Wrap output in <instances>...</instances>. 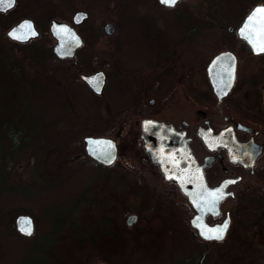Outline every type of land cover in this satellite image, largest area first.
I'll return each mask as SVG.
<instances>
[{"label":"rangeland","instance_id":"obj_1","mask_svg":"<svg viewBox=\"0 0 264 264\" xmlns=\"http://www.w3.org/2000/svg\"><path fill=\"white\" fill-rule=\"evenodd\" d=\"M150 1L17 0L14 8L6 13L0 11V264H88L86 256L91 252L96 260L99 253L113 256L127 252V264H171L167 250L170 228L163 221L168 212L161 205L162 200L170 196L153 193L152 187L162 190L166 183L151 174L155 172L151 166L146 172L141 170L140 157L146 152L139 133L132 131L131 122L117 137L119 143L122 142L119 159L107 172L103 173V167L94 160L80 158L85 143L84 140L80 143L79 139L88 134L101 135L94 131L97 129L110 128L115 135L119 134L120 118H117L119 124L110 122L127 109H134L139 99L132 100L128 95L119 98L122 79L118 76L114 78L116 93H89L74 79L70 82L63 76L58 77L55 63L45 61L40 53V50L45 53L43 47L46 46L33 42L22 45L6 34L10 26L23 17L34 18L39 29L48 30L52 19L63 16L70 21L76 10L85 9L89 17L80 29L86 30L83 32L91 41L86 42V50L77 57L79 60L86 61L87 49L99 54L113 49L118 60L115 64L112 62V68L118 70L128 64L125 47L121 44L125 43L121 40L122 32L128 31L130 39L134 40L135 34L141 31L143 34L161 31L173 36L163 43L172 41L176 76L190 70L193 87L194 82L198 89L205 86L202 82L207 76V61L214 52L227 47L238 52L242 78L264 77V57H249L245 42L236 32L247 13L264 0H179L171 10H162ZM183 17L188 20L181 21ZM108 21L115 23L113 35L104 32ZM193 27V31H186ZM36 48L39 52H33ZM99 56H96V64L104 66L107 52ZM131 85L136 89L135 84ZM182 86L179 85L173 103L158 102L153 107L162 117H178L179 108L200 104L199 94L193 93L198 89H192L186 100L180 97ZM54 92L61 96L57 100L64 102L60 108H48L42 99L51 97ZM66 155L73 156V170L77 171L74 173L78 179L74 178L79 181L67 186L68 189L73 187L75 192H70L69 203L63 206L52 203L54 205L48 209V214L54 217L51 223L40 203L34 205L36 208L24 204H30L25 201L24 191L40 194L48 190L58 196L63 191L60 182H64L71 171L68 165L66 168L62 165ZM142 172L145 179L141 182L137 174ZM19 209L24 212H17ZM130 212L138 213L139 219L138 223L127 226L125 220ZM20 213H30L36 223L35 233L21 245L11 240L14 235H20L11 227ZM248 236L246 242H238L239 250L229 247L223 264H232L236 253L240 264H264V244L254 243L253 237Z\"/></svg>","mask_w":264,"mask_h":264},{"label":"flooded vegetation","instance_id":"obj_2","mask_svg":"<svg viewBox=\"0 0 264 264\" xmlns=\"http://www.w3.org/2000/svg\"><path fill=\"white\" fill-rule=\"evenodd\" d=\"M158 2L160 3L159 0ZM31 19L34 20L36 29L40 33L37 37L20 43H30L41 38V31H51L50 27L48 30L39 29L36 20L32 17ZM64 21L73 24L72 19ZM83 22L74 24L83 38V44L77 48L73 59L80 57L81 51L86 50L85 43L91 41L90 36L83 32L86 30L80 29ZM141 32L135 34L134 40L130 39L131 34L128 35V31L121 33V40L125 41L121 44L125 47L128 64L121 68L118 67L119 71L112 68L118 60L115 56L116 53L113 49H108L104 67L100 66L89 71L81 70L78 74L80 76L82 72L90 73L103 69L106 72V85L101 94L94 92L80 76L89 90L97 95H103L106 92L108 94L116 93L114 78L118 76L119 79H122V85L118 90L119 98H125L128 95L132 100L136 97L139 99V102H135L134 109H127V112L120 114L118 118L122 124L119 134L111 135V137H114L118 143V160L122 142L119 143L117 137L126 131L125 127L131 122L132 131L139 133V141L146 152L140 157L141 170L146 172L147 167L151 166L155 169V172L151 174L166 183L162 190L153 187L151 189L157 196L165 194L170 196V198H165L166 200L161 199V205L162 209L168 212L167 218L163 221L167 222V226L170 228L171 239H169L170 246L167 250L170 252L171 264L172 262L175 264H223L229 247L231 250H239L238 242L247 241L248 235L253 237L254 243L256 241L264 244V77L242 78L239 72L238 52L230 47L217 50L206 64L207 76L202 82L205 86L198 89L195 85L197 83L194 82V86L198 89L195 92L196 95L199 94L200 104L194 107L179 108L181 115L178 117H162L157 108L153 107L158 102H162L163 105L173 103L178 96L179 85H183V94L180 97L189 100L193 87L190 70L176 76L175 55L170 43L172 41H169L168 44L163 43L166 38L173 37L171 34L161 31V33L148 31L140 34ZM236 32L239 39L245 42L249 57H264V53L254 52L248 42L240 37L238 31ZM129 41L137 43L133 44ZM227 50L234 55H224L217 60L214 68L208 69L210 61L217 54ZM234 57L236 59L235 78L233 83L228 86L232 67L231 60ZM112 62H114L113 65ZM129 83L135 84L136 89ZM217 88L220 90L219 92ZM227 88L229 90H226ZM238 91L240 94H237ZM180 97L178 98L181 99ZM159 109L164 108L159 107ZM144 118L161 120L172 126L171 128L148 127L151 132L149 137L155 141L157 147L155 157H152L151 152L145 148L141 125ZM166 150L177 163L176 166L168 168V172L162 170L160 161L157 160L166 157L163 155ZM90 158L103 167V173L117 162L116 160L112 165H105L92 157ZM143 172L137 174L141 182L145 179ZM174 177L182 178V183ZM226 181H235V183H230L223 188L224 197L219 200L215 209L219 214L214 215L209 212L206 205L203 208L204 212L198 214L190 201L189 191L200 194L201 192L207 193L221 188ZM178 195L183 198H174ZM153 208L155 209V207ZM163 210L161 211L163 212ZM133 213L137 214V218L132 222L134 225V223H138L139 215L136 212H130L129 215ZM129 215L126 216V225ZM193 221L200 225V228L205 225L209 228L219 227L227 221L228 228L223 239H206ZM132 224L130 225L132 226ZM228 242L230 243L226 246ZM99 254L98 261L94 252L87 254L86 263L93 264L97 261L95 264L101 262L113 264L117 261L119 264H127V252L113 256ZM238 256L236 253L232 264H240L241 260ZM153 258L151 259L154 260L155 258Z\"/></svg>","mask_w":264,"mask_h":264},{"label":"water","instance_id":"obj_3","mask_svg":"<svg viewBox=\"0 0 264 264\" xmlns=\"http://www.w3.org/2000/svg\"><path fill=\"white\" fill-rule=\"evenodd\" d=\"M16 3H17V0H15V5H16ZM15 5H14V7H15ZM14 7H12V8H14ZM258 7H264V3L257 4L245 16V18H243L244 20H243L242 24L237 28L239 35H240L241 27L245 22V19ZM7 11H4V12H7ZM71 17L73 20V24L72 23L70 24L69 22H66L64 20H60L57 18L52 19L51 23H50L51 34L56 39L53 49H54V52L56 53V55L58 57H60L61 59L67 58V57H70V58L74 57L76 54L77 48H79L83 44V38L81 37V35L77 31L76 27H74L75 26L74 24H80L81 22L86 20L89 17V12L85 9H78L74 12L73 16H71ZM80 17H82V18L79 19V22H77L78 18H80ZM24 22H30L33 26V29L37 33V35L30 37V38L37 37L39 35L40 31H38V29H36L37 28L36 24H35L34 20L31 19V17L21 18L19 21L14 23L9 28V30L6 31L7 35L9 36V33L13 29L17 28L20 24H22ZM114 24L115 23H113L112 21H108L105 23L104 29H105V32L107 34L113 35L115 33L116 26ZM61 27H66L67 29L70 30V32L58 31V29H60ZM229 28L232 29L233 27L230 26ZM240 37H241V35H240ZM10 38H12V37H10ZM29 39L24 40V41H21V40H17V41L26 42ZM14 40H16V39H14ZM229 54H233V53L231 51L227 50V51H223V52L217 54L214 57V59L212 61H210L211 63L209 64L208 69L214 68L215 67L214 64H217V60L222 58L224 55L227 56ZM231 61H232V67L230 70L231 72H230V79L228 81V83H229L228 86H230V84L233 83L234 78H235V72H236V59H235V57ZM99 74H102V79H101V83H100V89H99V91H96L95 88L92 86V84L89 83V81L92 80L93 78L97 77ZM80 76L94 90V92L101 94L104 91V88L106 85V77H105L106 72L103 69H98V70L90 72V73L82 72L80 74ZM226 90H229V89L227 88ZM219 91L220 90L218 89V92ZM141 125H142V130H143L144 143L146 146L145 148H147V150L151 152L152 157H155L157 154L156 153L157 147H156L155 141L150 139V137H149L151 132L148 130V127L149 126L150 127L159 126L161 128L162 127L163 128H171L172 126H170L171 124H168L164 121L156 120L153 118H144L142 120ZM84 141H85L86 152L88 153L89 156H91L95 160L102 162L105 165H112L117 160L118 143L114 137L106 136V135H96V136L95 135H87V136L85 135ZM109 142H110V146H109ZM163 155H166V157L165 158L161 157V159H157V160L160 161V165H161L162 170L164 172H168V168H172L171 166H176L177 163L174 161V159L172 157H170L171 154L169 152H167V150L163 153ZM109 158H111L110 163L108 162ZM174 178L180 183H182V181H183V179L180 177H174ZM182 188L184 190L183 186H182ZM207 189L210 190V188H207ZM207 193L201 192V194H200V193H193L190 191L188 193L189 197H190V201L193 204V207L196 208L198 214H201L204 212L203 208L205 205V200L210 199V197L207 196ZM197 204L200 205L199 208L197 207ZM131 218H133V219H131ZM136 218H137V214H134V213L130 214L128 217V224L129 225L132 224L133 220H135ZM26 221H30L31 235H33L36 231V223H35V219H34L33 215H31L30 213H20V214H18V216H16V218H15L16 228L21 234L26 235V236H30L21 230L22 227H28L29 226L27 223H25ZM193 223L195 224V226H197V224L194 221H193ZM200 227L197 226L196 228H198L199 231H201L202 228H200ZM98 264H106V263L101 262Z\"/></svg>","mask_w":264,"mask_h":264},{"label":"trees","instance_id":"obj_4","mask_svg":"<svg viewBox=\"0 0 264 264\" xmlns=\"http://www.w3.org/2000/svg\"><path fill=\"white\" fill-rule=\"evenodd\" d=\"M133 1H134V3H137L138 1H145V0H133ZM150 3H154L157 6H160V8L162 10H164V9L165 10H169V9L171 10L172 9V8H170L168 6L162 7L161 3H159L158 0H151ZM1 13L2 12H0V14ZM53 16L56 17L57 15L54 14ZM60 18L64 19V20L69 19V17H63V16L60 17ZM184 20H188V17H183V19H181V21H184ZM189 29L190 30H186V31H193L195 28L193 27L192 29L191 28H189ZM51 37H52V35L49 34V31H43V32H41V38L35 39V40L31 41V42L40 43L41 44L40 47L46 46V47H43L45 49V53H42L41 50H40V53H41V55H42V57L44 58L45 61H48L49 63H52V64L55 63L54 64L56 66L55 67V72L57 73L58 77L59 76H63L64 77L63 79H65L67 81H70V82H73V79H74V81H77V84L85 87L89 91V93H91L92 91L89 90L88 87L84 84L83 80L80 78L78 73L81 70L89 71V70H94L97 67L103 66V65L96 64L98 62L97 59H96L97 58L96 56L97 55L105 56L106 52L102 51L99 54V52H97L94 49H88V52H87L88 58L86 59V61L85 60L84 61L83 60H79V58L73 59V58H70V57L61 59L60 57H58L55 54L54 49H52L53 48V45H52L53 38H51ZM21 44L22 45H26L27 43H21ZM85 45H86V43H85ZM32 50H33V52H39L37 50V48L36 49H32ZM100 56H99V58H101ZM38 57H40V56H38ZM192 89H193V87L191 88V93H192ZM193 93H196V92L193 90ZM57 94H58V96H56ZM57 94L54 92L51 97L50 96L46 97L44 95L45 97L42 98L43 101H46V104L48 105V108H52L54 106H59V108H60V106H62L64 104V102L62 100H57L58 98H61V96H59V93H57ZM46 95H50V94H46ZM193 95H195V94H193ZM118 117L119 116H115L114 119H112V121L110 123L116 122V123L119 124V119L117 120ZM121 124H122V122H121ZM94 131L97 132V134H101V135H112V136L115 135L114 131L112 129H110V128H108V129H106V128L105 129H97V130H94ZM82 140L83 139H79L80 143H83ZM74 142H72V143H74ZM74 144H76V142ZM84 150L85 149H83V151ZM64 157L65 158L63 160L62 165H63L64 168H66L65 166L68 165V167L71 169V171H69V173L66 175V180L64 182L61 179L62 182H60V183H62L61 186L63 187V191L61 190L60 194L58 193V196L55 195L54 192L48 191V190L44 191V192H42L40 194H36V193L30 192V191H28V192L24 191L25 201H27V202L29 201V203H30L28 205H27V203H24V204L26 206H31L33 208H36L35 206H37V204L40 203L41 204L40 208H44L43 209L44 210L43 211L44 215L49 216L48 219L51 220V223L54 220V217H53L52 213L48 214V209H50V207L52 205H54V204L63 206L65 204L69 203L70 197L72 195L70 192H74V189H73V187L71 189H68L67 186L68 185L72 186L73 183H76L77 181H79V180H75V178H74V177L77 178V176H76L77 174H75L77 171L73 170V167H74V164H73L74 160L72 159L73 156H67L66 155ZM80 158H87V160L91 159L86 151H84V153L81 154ZM63 177H65V175ZM80 177L83 179V177H85V176L82 175ZM65 191H67V192H65ZM52 203H54V204H52ZM17 212H24V211H23V209H19V211H17ZM11 227L14 228L13 229L14 232H18L16 227H15V223L14 222L12 223ZM24 239H29V238H27V236H24V235L20 234V235H16V236L14 235V238H12L11 240L16 241L17 244L21 245V242Z\"/></svg>","mask_w":264,"mask_h":264},{"label":"snow or ice","instance_id":"obj_5","mask_svg":"<svg viewBox=\"0 0 264 264\" xmlns=\"http://www.w3.org/2000/svg\"><path fill=\"white\" fill-rule=\"evenodd\" d=\"M179 0H160V3L166 5L168 7H175ZM15 0H0V11H7L14 7ZM78 18L77 22H79ZM61 32H70L66 27H61L58 29ZM37 35L33 26L30 22H24L20 24L17 28L13 29L9 36L16 40H27L30 37ZM241 37L246 40L252 47L254 52L264 53V7L256 8L246 19L244 24L240 30ZM102 79V74H99L97 77L93 78L89 81L90 84L95 88L96 91L100 89V83ZM110 146V142H109ZM108 162H111V158L108 159ZM235 183V181H226L221 188L210 191L207 193V196L210 199L205 200V205L209 212H212L214 215H218V211H216V205L219 200L224 197L223 188L227 187L228 184ZM199 208L200 205L197 204ZM29 226L22 227V231L27 235H31V227L30 221H26ZM200 227V225H197ZM228 228V222L226 221L222 226L209 228L207 225L203 226L201 229V235H203L206 239H215L221 240L224 238V233Z\"/></svg>","mask_w":264,"mask_h":264}]
</instances>
